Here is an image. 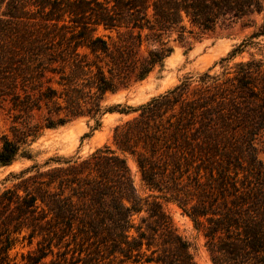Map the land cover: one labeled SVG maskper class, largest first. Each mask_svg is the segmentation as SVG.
<instances>
[{"label": "trees", "instance_id": "obj_1", "mask_svg": "<svg viewBox=\"0 0 264 264\" xmlns=\"http://www.w3.org/2000/svg\"><path fill=\"white\" fill-rule=\"evenodd\" d=\"M30 6L40 15H28ZM262 11L264 0H0V107L9 104L15 120L44 107L45 127L85 117L97 128L106 113L138 112L114 127V148L57 160L45 173L25 176L37 165L9 173L19 180L0 190V264L22 229L29 243L42 236L23 264H196L161 198L191 218L213 264H264V57L235 60L264 47L253 40L264 16L220 59L221 72L187 76L136 107L106 103L161 70L173 33L183 43L195 29ZM40 127L1 133L0 166L30 158Z\"/></svg>", "mask_w": 264, "mask_h": 264}, {"label": "rangeland", "instance_id": "obj_2", "mask_svg": "<svg viewBox=\"0 0 264 264\" xmlns=\"http://www.w3.org/2000/svg\"><path fill=\"white\" fill-rule=\"evenodd\" d=\"M40 13L41 11H38V7H29L28 15L35 16L40 15ZM263 16L264 11L237 20L226 28L218 26L212 32H199L195 29L193 34H187L183 43L176 40V34L173 33L168 41V45L172 48V51L164 59L161 70L155 69L145 79L135 82L116 93L107 94L106 103H120L121 105L136 107L146 103L152 97L166 92L187 76H192V78L196 79L199 74L206 71L210 74L221 72L220 59L226 56L241 39L248 36L254 29L253 24L255 23V26L259 25ZM98 33L106 34L108 31L100 28ZM253 40L264 44V35ZM250 53L254 58H263L264 47L260 45L252 46L241 56L235 58V60L241 57L247 59ZM8 105L0 107V134L7 133L11 137V125L39 124L41 127L37 132L36 138L29 146L31 151L30 158L19 157L10 165L0 166V190L4 186H11L16 180H19L9 177L10 172H18L21 169L37 165L36 168L25 176L35 174L36 172L45 173L49 171V168L62 165L57 160L74 159L76 157L82 159L98 148H104L105 146L114 148L112 141L114 127L138 113H106L102 117L101 125L97 128H94L93 120H88L85 117L73 119L57 127H45L44 117L47 115L46 108L42 107L39 111L33 110L29 114H23L21 118L15 120L13 112H8L7 110ZM123 156L131 171L135 190L138 195L142 197L146 196L149 191L141 179L134 156L129 152L123 153ZM259 158L264 162V152L259 153ZM184 180L189 179L185 177ZM160 201L163 209L171 217L178 233L188 242L189 251L194 262L196 264H213L205 246V238L201 232L195 229L191 218L175 202L166 198H161ZM146 214L144 210L134 214V221L138 222ZM29 232V229H22L20 233L12 235L14 239L8 251L9 264H14V262L16 264H23L27 262L28 254L35 256L39 253L36 249L38 242L42 241V236H33L29 243ZM3 238L4 236H2ZM42 243L44 250L47 251V255L43 260L48 262L52 255L49 254L47 242ZM56 251L57 248L53 247V252L55 253Z\"/></svg>", "mask_w": 264, "mask_h": 264}]
</instances>
